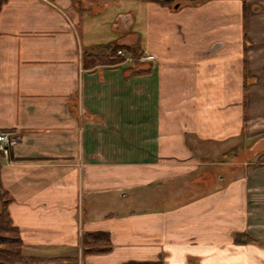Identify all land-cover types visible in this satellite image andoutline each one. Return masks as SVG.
I'll return each mask as SVG.
<instances>
[{
    "label": "crops",
    "instance_id": "crops-1",
    "mask_svg": "<svg viewBox=\"0 0 264 264\" xmlns=\"http://www.w3.org/2000/svg\"><path fill=\"white\" fill-rule=\"evenodd\" d=\"M103 45L155 59L86 65ZM2 131L21 135L0 179L25 256L264 264V0H6ZM249 140L256 159L214 161ZM186 183L205 194L169 196ZM97 231L112 248L84 253Z\"/></svg>",
    "mask_w": 264,
    "mask_h": 264
},
{
    "label": "trees",
    "instance_id": "trees-1",
    "mask_svg": "<svg viewBox=\"0 0 264 264\" xmlns=\"http://www.w3.org/2000/svg\"><path fill=\"white\" fill-rule=\"evenodd\" d=\"M6 0H0V11ZM119 49L127 50L132 56L138 57L137 49L131 46H99L97 50L86 52L84 61L86 65L117 63L124 60L117 55ZM113 56L114 58H112ZM1 159V158H0ZM1 167V162H0ZM10 198L7 191L3 188L0 179V264H77V257H55V258H37L28 257L23 254V241L16 226L13 225L10 218L7 204ZM6 232L11 236H2ZM83 252H107L112 248L110 235L108 232L97 231L87 232L82 235Z\"/></svg>",
    "mask_w": 264,
    "mask_h": 264
},
{
    "label": "rangeland",
    "instance_id": "rangeland-1",
    "mask_svg": "<svg viewBox=\"0 0 264 264\" xmlns=\"http://www.w3.org/2000/svg\"><path fill=\"white\" fill-rule=\"evenodd\" d=\"M204 3H200L198 6H203ZM197 5V4H196ZM203 14V13H202ZM197 31H199V36L200 34L203 35L205 33H209V32H213V29H212V26L208 25V24H201L200 27L197 29ZM216 32V33H215ZM223 32L219 33V31L217 30V27L215 28L214 30V33L213 35L214 36H218L220 37L222 35ZM223 36V35H222ZM225 37V36H223ZM226 40H228L227 37H225ZM124 50V49H123ZM144 63V62H143ZM142 63V64H143ZM140 66H144V65H140ZM252 141H247L246 143V147L245 149H241L245 143H240L239 144V147H236V148H231L229 150H224L226 151V153L222 154L217 160H214L216 162H230L231 164H238V163H241V162H245L249 159H256V155L253 154L254 151L256 150L255 147L251 146L252 144ZM253 154V155H252ZM209 166H212V165H209ZM235 165H232V167H229V168H226L225 169L223 168V165H216L215 168H216V171H217V175H220V173H227L228 171H231L230 169H234ZM214 167V165H213ZM235 171H233L234 173ZM240 175V173H239ZM210 179H212V177H209ZM188 183L185 184V192H182L183 188H182V185H179L176 187V185L174 186V189L171 188L170 191H169V196L170 197H177L179 194H182L184 193V196L185 197H189V196H193L195 197V195H203L205 194V190H203L201 187H199L198 184H196L197 186L195 187V189L193 188H190V186H187ZM181 192V193H180ZM183 195V194H182ZM181 196V195H180ZM180 204L179 201L176 202V200H174L173 203H169V205H166V207H169V208H175L178 206V204ZM182 203V202H181ZM135 208L137 209H141V208H138V206H134ZM155 206H152V208H154ZM2 236L6 237V236H11L9 234H7L6 232H2Z\"/></svg>",
    "mask_w": 264,
    "mask_h": 264
},
{
    "label": "built area",
    "instance_id": "built-area-1",
    "mask_svg": "<svg viewBox=\"0 0 264 264\" xmlns=\"http://www.w3.org/2000/svg\"><path fill=\"white\" fill-rule=\"evenodd\" d=\"M117 55L124 58V60L134 63L136 60L145 62L155 59L152 54H141L138 58L128 54V51L119 49ZM21 135L14 131L0 132V158H11L15 146L19 143Z\"/></svg>",
    "mask_w": 264,
    "mask_h": 264
}]
</instances>
